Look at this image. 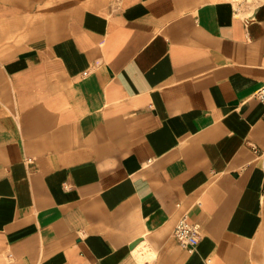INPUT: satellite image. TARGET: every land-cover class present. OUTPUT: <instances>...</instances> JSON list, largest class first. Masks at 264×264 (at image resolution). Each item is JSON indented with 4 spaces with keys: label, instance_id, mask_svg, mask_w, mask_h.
Returning a JSON list of instances; mask_svg holds the SVG:
<instances>
[{
    "label": "crops",
    "instance_id": "0c3cea01",
    "mask_svg": "<svg viewBox=\"0 0 264 264\" xmlns=\"http://www.w3.org/2000/svg\"><path fill=\"white\" fill-rule=\"evenodd\" d=\"M263 84L264 0H0V264H264Z\"/></svg>",
    "mask_w": 264,
    "mask_h": 264
},
{
    "label": "built area",
    "instance_id": "2783aa9c",
    "mask_svg": "<svg viewBox=\"0 0 264 264\" xmlns=\"http://www.w3.org/2000/svg\"><path fill=\"white\" fill-rule=\"evenodd\" d=\"M255 95L264 101V84L256 91ZM252 147L264 164V150L254 145ZM175 235L182 246L190 252H194L200 242L201 226L199 223L191 221L188 216H183L176 226Z\"/></svg>",
    "mask_w": 264,
    "mask_h": 264
}]
</instances>
